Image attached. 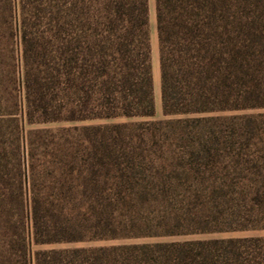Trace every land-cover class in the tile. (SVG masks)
<instances>
[{
	"label": "trees",
	"instance_id": "16d2710c",
	"mask_svg": "<svg viewBox=\"0 0 264 264\" xmlns=\"http://www.w3.org/2000/svg\"><path fill=\"white\" fill-rule=\"evenodd\" d=\"M0 0V264H264V0ZM191 128V129H190Z\"/></svg>",
	"mask_w": 264,
	"mask_h": 264
},
{
	"label": "rangeland",
	"instance_id": "374dc122",
	"mask_svg": "<svg viewBox=\"0 0 264 264\" xmlns=\"http://www.w3.org/2000/svg\"><path fill=\"white\" fill-rule=\"evenodd\" d=\"M150 5V25H151V45H152V71L154 79V99H155V115L148 118H117L106 121H85V122H64V123H50L38 126H27V129L33 128H60V127H73V126H88L98 124H122V123H139V122H154L177 120L183 118L198 117L191 116H166L163 112L162 95H161V67H160V53L159 41L156 29V0H149ZM250 113H264L263 110L248 111ZM191 129V128H190ZM251 236H264L262 231H248V232H225V233H206V234H189L178 236H148L130 239H117V240H102L93 242H78V243H63V244H50V245H33V251H47L51 249H65V248H98V247H111L130 244H155V243H174L186 242L193 240H212V239H228V238H243Z\"/></svg>",
	"mask_w": 264,
	"mask_h": 264
}]
</instances>
